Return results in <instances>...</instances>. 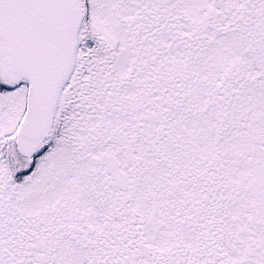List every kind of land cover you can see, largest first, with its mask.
Here are the masks:
<instances>
[{"label": "snow or ice", "instance_id": "obj_1", "mask_svg": "<svg viewBox=\"0 0 264 264\" xmlns=\"http://www.w3.org/2000/svg\"><path fill=\"white\" fill-rule=\"evenodd\" d=\"M0 264H264V0H0Z\"/></svg>", "mask_w": 264, "mask_h": 264}]
</instances>
